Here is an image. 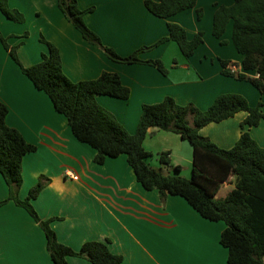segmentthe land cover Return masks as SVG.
Masks as SVG:
<instances>
[{
	"label": "crops",
	"instance_id": "crops-1",
	"mask_svg": "<svg viewBox=\"0 0 264 264\" xmlns=\"http://www.w3.org/2000/svg\"><path fill=\"white\" fill-rule=\"evenodd\" d=\"M77 1L83 10L94 8L85 16L86 24L104 45L122 57L169 36L168 23L183 27L190 40L199 32L204 34L203 44L189 58L173 41L140 53L141 60L162 61L167 70L164 75L150 65L111 61L101 49L83 39L60 11L57 0H9L11 7L27 16V22L19 24L0 13L1 32L12 46L19 47L21 62L32 66L42 60L48 52L39 41L43 34L59 49L64 73L71 81L94 80L103 72L119 75L131 92L129 99L103 95L96 99L130 134L136 132L142 106L159 103L166 97H172L179 105L192 103L204 111L221 94H239L252 107L263 103L264 111V94L248 81L223 74L221 62L226 61L235 65L237 73L258 77L255 71L243 70V56L232 41V20L220 39L213 36L216 10L230 7L234 0H197L195 8L168 19L154 16L146 8V0ZM27 30L31 36L24 38ZM0 102L8 109L7 125L36 147L35 152L23 158L20 197H27L40 176L50 179L32 203L43 220L58 218L51 227L59 242L79 250L87 241L109 239L111 252L123 257L121 264H228V251L220 243L226 228L223 221L203 218L181 196L170 195L162 204L157 191H147L137 181L125 155L96 164V150L74 136L67 119L21 72L1 41ZM247 115L241 111L203 127L199 133L219 147L231 149L244 131L241 124ZM245 130L264 148V119L257 127ZM143 145L153 154V167H162L158 155L170 152L172 166L180 167L179 175L192 176L193 148L179 135L150 129ZM163 170L166 174L175 173L173 168ZM233 180L221 186L216 200L234 189ZM7 196L8 186L0 174V202ZM67 260L69 264H91L78 257ZM0 264H54L43 230L13 202L0 207Z\"/></svg>",
	"mask_w": 264,
	"mask_h": 264
},
{
	"label": "trees",
	"instance_id": "trees-1",
	"mask_svg": "<svg viewBox=\"0 0 264 264\" xmlns=\"http://www.w3.org/2000/svg\"><path fill=\"white\" fill-rule=\"evenodd\" d=\"M65 18L89 44L101 49L113 62L121 64H145L157 68L166 75L167 70L160 60H141L140 53L150 50L166 41H173L185 58L193 56L204 42V34L199 32L188 39L183 27L168 23L169 36L159 40L154 46L142 47L133 54L122 57L113 48L103 44L101 38L85 22V16L94 8L81 9L77 0H57ZM197 0H146V8L156 17L168 19L180 12L195 8ZM0 13L15 23L25 22L24 15L11 9L8 0H0ZM199 19L202 17L198 11ZM233 21L232 41L235 49L243 56L245 71H255L257 78L243 73H232L227 68L229 62L222 61L223 74L238 80L250 82L264 94V0H234L230 7L220 6L213 20V36L220 39L227 23ZM0 41L21 72L27 76L35 88L44 92L55 110L63 115L74 136L96 150L94 162L103 165L108 158L125 155L133 169L137 181L147 191H157L162 204L168 196H181L203 218L223 221L226 228L220 243L227 249L228 264H264V148H262L245 128L257 127L264 119L263 103L252 107L239 94H221L207 110H200L194 104L179 105L172 97L159 103L142 106L141 116L135 134H130L113 113L103 108L97 95L128 100L131 92L123 85L119 75L103 72L94 80L71 81L63 70V62L57 46L42 41L48 48L42 60L32 66H25L17 48L11 46L0 30ZM247 112L241 124L244 130L240 139L231 149H223L199 131L211 124L220 123ZM8 109L0 102V174L8 186V196L0 202V207L13 202L23 208L43 230L47 251L54 264H69L68 257H78L91 264H121L123 257L109 249L110 240L87 241L79 250H74L59 242L51 227L54 219L43 220L32 201L37 199L50 179L40 176L37 184L25 199L20 197L23 186V158L35 152L36 147L27 143L21 133L6 123ZM150 129L177 134L189 142L193 148L192 176L179 175L180 167H173L170 152L158 156L163 168H173V174H166L162 167L150 164L153 154L144 147ZM234 178V189L223 199L215 196L224 183Z\"/></svg>",
	"mask_w": 264,
	"mask_h": 264
},
{
	"label": "rangeland",
	"instance_id": "rangeland-1",
	"mask_svg": "<svg viewBox=\"0 0 264 264\" xmlns=\"http://www.w3.org/2000/svg\"><path fill=\"white\" fill-rule=\"evenodd\" d=\"M8 4H9V0H8ZM9 6H10V4H9ZM10 8L11 9H16V8H13V7H11L10 6ZM17 10V9H16ZM19 12H21L20 10H18ZM23 15H24V17H25V22H23V23H26L27 22V16H26V14H24L23 12H21ZM20 24V23H19ZM0 30H1V28H0ZM2 33V32H1ZM3 35V34H2ZM4 36V35H3ZM31 36V32L29 31V30H27V33H25L24 34V38H28V37H30ZM5 37V36H4ZM37 37V36H36ZM5 38H7V37H5ZM9 40V38H7V41ZM37 40H38V37H37ZM46 41V42H50V43H52L51 41H49L48 39H47V37L46 36H44L43 34H40L39 35V41L42 43V44H44L45 45V43H43L42 41ZM8 43H9V41H8ZM10 44V43H9ZM53 44V43H52ZM11 45V44H10ZM12 46V45H11ZM13 46H15V47H17V45H13ZM18 51H19V47L17 48V54H18ZM158 160V159H157ZM159 162V161H158ZM160 164V163H159ZM220 194H223V190L221 191V193Z\"/></svg>",
	"mask_w": 264,
	"mask_h": 264
},
{
	"label": "built area",
	"instance_id": "built-area-1",
	"mask_svg": "<svg viewBox=\"0 0 264 264\" xmlns=\"http://www.w3.org/2000/svg\"><path fill=\"white\" fill-rule=\"evenodd\" d=\"M226 69H228L232 73H237L235 65H230L229 64Z\"/></svg>",
	"mask_w": 264,
	"mask_h": 264
}]
</instances>
